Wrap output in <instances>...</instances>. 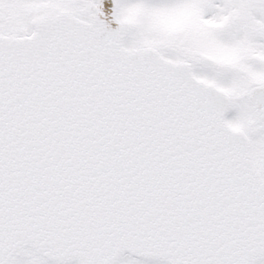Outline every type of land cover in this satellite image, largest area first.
I'll use <instances>...</instances> for the list:
<instances>
[{
    "label": "snow or ice",
    "instance_id": "obj_1",
    "mask_svg": "<svg viewBox=\"0 0 264 264\" xmlns=\"http://www.w3.org/2000/svg\"><path fill=\"white\" fill-rule=\"evenodd\" d=\"M0 264H264V0H0Z\"/></svg>",
    "mask_w": 264,
    "mask_h": 264
}]
</instances>
